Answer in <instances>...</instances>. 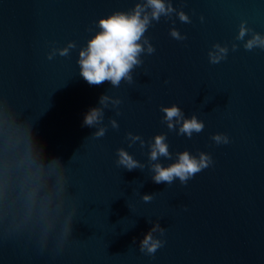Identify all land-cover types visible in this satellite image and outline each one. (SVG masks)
<instances>
[{
  "label": "water",
  "instance_id": "95a60500",
  "mask_svg": "<svg viewBox=\"0 0 264 264\" xmlns=\"http://www.w3.org/2000/svg\"><path fill=\"white\" fill-rule=\"evenodd\" d=\"M138 2L0 0V264H264V49L236 39L241 21L245 40L264 35V0H170L190 22L175 11L151 22L154 52L141 54L132 82L88 84L77 60L96 21ZM69 41L68 56L48 59ZM217 43L228 52L213 64ZM102 94L121 102L105 108ZM173 103L203 130H169L161 105ZM92 107L104 115L88 127ZM101 126L105 135L92 136ZM159 133L171 154L163 166L184 150L212 164L186 184L155 183L148 154ZM118 148L143 170L118 166ZM154 223L163 244L141 252Z\"/></svg>",
  "mask_w": 264,
  "mask_h": 264
},
{
  "label": "clouds",
  "instance_id": "9594fccd",
  "mask_svg": "<svg viewBox=\"0 0 264 264\" xmlns=\"http://www.w3.org/2000/svg\"><path fill=\"white\" fill-rule=\"evenodd\" d=\"M174 11L181 21L190 22L189 17L183 11L172 7L170 0L169 2L166 0H143V2L136 3L128 12L114 11L110 15L101 16L96 21L99 30L87 40L85 47L79 49L77 63L80 75L90 85H100L107 81L113 87H119L122 80L131 83L132 70L142 63L141 54L154 52L152 44L144 35L149 25L153 20L158 21L161 16L168 17ZM250 31L251 29L246 28L245 22L241 21L236 39L244 40L245 49L252 50L254 47L264 49V35L252 32L250 38L244 39ZM170 35L177 40L184 39L175 28L170 29ZM75 47V43L69 41L65 47L53 48L47 57L51 60L56 53L60 56H68L69 50ZM232 48L235 50L236 44H233ZM213 49L209 50L208 58L211 63L216 64L226 57L228 48L217 43L213 45ZM109 102L115 106L121 101L119 98H113L106 94L99 97L101 106L106 108ZM161 111L164 113L163 120L169 130H173L178 125L176 129L178 134L191 138L194 132L199 133L204 128V123L198 120L195 114L185 117L181 108L174 103L168 106L161 105ZM103 115L101 107H92L84 114L83 124L94 127L100 124ZM110 123L113 128L118 127L114 119L110 120ZM104 135L105 127L103 126L97 127L92 134L95 137ZM127 136L130 144L139 141L141 146L144 145V140L139 135L127 133ZM212 139L217 144L229 142V138L223 133H214ZM149 148L151 178L157 184H171L174 179H178L181 184H186L189 179L212 164V157L209 154L199 152L197 157L184 150L176 154L177 159L163 166L158 162L159 158H169L171 155L163 133L153 136ZM116 164L129 171L137 168L143 170L144 168V165L134 159L124 148L117 149ZM142 199L149 202L152 200V195L143 194ZM157 231L163 234L164 230L158 223H154L140 240L141 252L153 254L162 246L163 241L154 238L152 234Z\"/></svg>",
  "mask_w": 264,
  "mask_h": 264
}]
</instances>
